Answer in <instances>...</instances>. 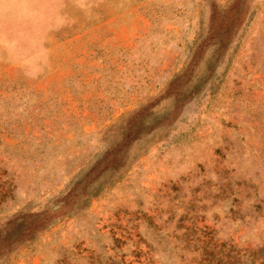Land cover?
<instances>
[{
    "label": "rangeland",
    "instance_id": "rangeland-1",
    "mask_svg": "<svg viewBox=\"0 0 264 264\" xmlns=\"http://www.w3.org/2000/svg\"><path fill=\"white\" fill-rule=\"evenodd\" d=\"M198 238L264 247V0H0V264Z\"/></svg>",
    "mask_w": 264,
    "mask_h": 264
},
{
    "label": "trees",
    "instance_id": "trees-1",
    "mask_svg": "<svg viewBox=\"0 0 264 264\" xmlns=\"http://www.w3.org/2000/svg\"><path fill=\"white\" fill-rule=\"evenodd\" d=\"M192 239H187L190 242ZM196 249L199 250L197 264H264V247L254 249H240L223 244L203 243L197 239ZM197 244H201L197 246Z\"/></svg>",
    "mask_w": 264,
    "mask_h": 264
}]
</instances>
